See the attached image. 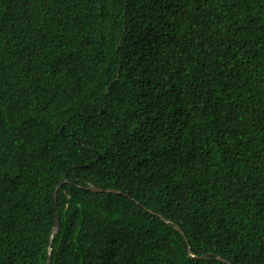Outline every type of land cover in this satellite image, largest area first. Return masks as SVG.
<instances>
[{
    "label": "trees",
    "instance_id": "obj_1",
    "mask_svg": "<svg viewBox=\"0 0 264 264\" xmlns=\"http://www.w3.org/2000/svg\"><path fill=\"white\" fill-rule=\"evenodd\" d=\"M51 246L264 264V0H0V264Z\"/></svg>",
    "mask_w": 264,
    "mask_h": 264
},
{
    "label": "water",
    "instance_id": "obj_2",
    "mask_svg": "<svg viewBox=\"0 0 264 264\" xmlns=\"http://www.w3.org/2000/svg\"><path fill=\"white\" fill-rule=\"evenodd\" d=\"M64 181H66V179H64ZM57 188H58V187H57ZM90 188H91V189H94V190H98V191H102V190H103L102 188H99V187H97V186H95V185H91ZM107 190H108V191H117L116 189H111V188H107ZM54 195L56 196V193H54ZM58 229H59V220H57V221L55 222L54 230H53L52 237H51L52 240L54 239V235H55V233L58 231ZM190 254H191L192 256H194V254H193L192 251H190ZM51 256H52V246L50 247V254H49V258H48V262H47V264H51ZM201 257H203V256H201Z\"/></svg>",
    "mask_w": 264,
    "mask_h": 264
},
{
    "label": "clouds",
    "instance_id": "obj_3",
    "mask_svg": "<svg viewBox=\"0 0 264 264\" xmlns=\"http://www.w3.org/2000/svg\"><path fill=\"white\" fill-rule=\"evenodd\" d=\"M189 254H190V252H189ZM194 254V253H193ZM191 255V254H190ZM192 256V255H191ZM194 256H196L195 254H194ZM194 256H192V257H194Z\"/></svg>",
    "mask_w": 264,
    "mask_h": 264
}]
</instances>
